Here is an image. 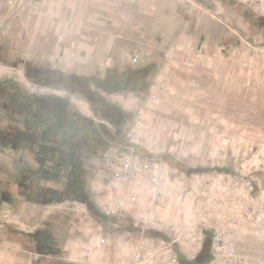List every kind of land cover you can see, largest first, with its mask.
Segmentation results:
<instances>
[{"label": "rangeland", "instance_id": "rangeland-1", "mask_svg": "<svg viewBox=\"0 0 264 264\" xmlns=\"http://www.w3.org/2000/svg\"><path fill=\"white\" fill-rule=\"evenodd\" d=\"M164 8L177 15L156 18L149 13L133 19L147 32L148 44L158 41L165 49L184 45L206 62L197 63L200 67L186 63L180 84L173 79L177 70L168 66L165 51L149 62L144 51L135 53L130 63L113 67L124 70L152 63L156 75L144 93L100 91L107 102L129 113L107 151L125 144L126 134L141 117L146 145L139 148L140 155L165 164L160 220L184 223L204 210L214 225L209 229L213 235L216 226L226 224L227 251L239 264H264V62L252 60L245 66L231 53L242 38L264 39V0H170ZM13 25L0 28V63L21 68L27 80L0 77L8 84L5 90L0 86V127L28 126L23 104L35 96L25 83L31 82L60 91L41 97L63 98L71 111L116 133L119 126L96 112L97 106L82 93L65 86V71L55 69L53 80L61 76L59 82L28 74L29 63L51 66L36 62L23 40L11 39ZM160 28L167 35L157 33ZM173 30L179 35H172ZM161 59L166 66H159ZM162 78L168 79V86L155 98ZM170 90L177 97L173 109L161 113L158 102ZM64 91L76 95L77 101L66 99ZM171 123L164 137L158 128ZM38 148V142L25 147L0 140V264H170V252L180 262L199 253L187 240L172 242L161 225H143L133 216H108L97 205L77 206L78 200L59 201L55 192L64 190L70 170L59 168L60 155L48 153L49 169L60 173L39 177ZM106 152L85 159L88 188L106 167ZM142 202L151 203L149 192L143 193ZM233 217L238 219L235 224ZM95 233L103 234L108 244L99 248Z\"/></svg>", "mask_w": 264, "mask_h": 264}, {"label": "crops", "instance_id": "crops-1", "mask_svg": "<svg viewBox=\"0 0 264 264\" xmlns=\"http://www.w3.org/2000/svg\"><path fill=\"white\" fill-rule=\"evenodd\" d=\"M169 1L34 0L22 9L1 4L0 20L12 18V27L16 30L11 39L23 40L30 54L35 53L36 62H46L51 68L65 71L66 74H103L113 67L130 63L129 55L144 51L146 61L149 62L155 53L165 51L168 66L176 67L177 70L173 79L176 84H180L184 79L181 72L186 63L200 67L197 63L206 62L205 57L197 59L190 53L193 49L189 50L190 47L184 45L165 49L158 41L155 45L148 44L145 38L147 32H144L142 25L133 23L135 16H148L149 13H154L156 18L163 15L176 16V11L174 13L172 9L164 8V4ZM157 33L167 35L163 28ZM171 33L179 35L178 31L173 30ZM160 61V67L166 66L165 60ZM176 98L173 90H170L158 102L162 104L161 113L167 111V107L173 109ZM172 125H160L158 129L164 133L172 130L169 128ZM164 134L166 137L167 134ZM140 208L143 211L144 206Z\"/></svg>", "mask_w": 264, "mask_h": 264}, {"label": "trees", "instance_id": "trees-1", "mask_svg": "<svg viewBox=\"0 0 264 264\" xmlns=\"http://www.w3.org/2000/svg\"><path fill=\"white\" fill-rule=\"evenodd\" d=\"M155 67L156 65L151 63L136 68L127 67L124 70L111 68L104 75L68 74L64 79L65 86L75 92L82 93L97 106L96 112L99 111L104 118L119 126L116 133L104 125L99 128L93 120L71 111L68 101L63 98L35 95L30 98V102L23 104L28 126L20 128L11 126L12 123L5 128L0 127V140L9 145L17 144L25 147L38 142L39 168L35 173L42 178L56 177L60 173L50 170L51 166L50 163H47L46 158L48 153H50V157L60 155L59 168L65 166L70 171L64 190L55 192V197L59 201L72 199L87 203L91 208L96 207L95 202H92L90 198L85 159L98 153H101L103 157L110 142L115 139L116 134L121 132L120 127L125 124L126 118L129 116V113L120 106L107 102L100 91L106 93L147 92L150 89L152 78L156 75ZM27 72L30 76L44 82L62 80L60 75L59 81L53 80L57 70L51 67L45 69L34 63L28 64ZM7 85L0 82V86H3L4 90ZM31 201L37 202L36 200ZM212 243L213 234L208 230L197 256L192 260L182 257L181 264L208 263L213 257ZM39 247L41 248V246Z\"/></svg>", "mask_w": 264, "mask_h": 264}, {"label": "built area", "instance_id": "built-area-1", "mask_svg": "<svg viewBox=\"0 0 264 264\" xmlns=\"http://www.w3.org/2000/svg\"><path fill=\"white\" fill-rule=\"evenodd\" d=\"M34 0H0L1 4L13 6L17 9L28 7ZM12 23V18L0 20V28ZM232 55L241 58L242 63L247 66L249 62H264V39L242 38L241 42L231 49ZM139 55L135 56L138 57ZM132 60V55L128 56ZM10 79L27 80L24 71L16 66H8L0 63V77ZM168 79L162 78L158 81V88L154 96L160 97L168 86ZM30 91L37 96L57 93L59 90L46 85H38L25 82ZM60 92V91H59ZM66 99L75 102L77 97L64 91ZM146 139L143 135V122L140 117L136 127L126 134V142L111 149L105 154L106 167L100 169L96 181L90 186V194L94 198L97 207L108 216H133L138 221L154 226L161 225L162 231L172 242L187 240L198 253L204 243L206 231L214 228L212 221L207 218V213L201 211L195 220H187L184 223L160 220L158 212L164 192L161 188L165 175V164L153 156H141L140 147H145ZM151 194V203L145 205L143 211V193ZM77 206L86 208L85 203L76 201ZM138 217V218H137ZM238 222L237 218H231V223ZM226 224L216 226L213 235V257L206 264H239L238 260L227 251ZM95 244L100 248L108 244V239L99 233L94 234ZM92 241V242H93ZM34 253V251H31ZM170 264H181L178 255L173 251L168 256Z\"/></svg>", "mask_w": 264, "mask_h": 264}]
</instances>
